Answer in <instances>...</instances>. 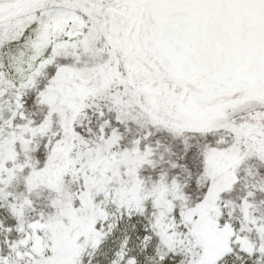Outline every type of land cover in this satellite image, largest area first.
Wrapping results in <instances>:
<instances>
[{
	"label": "snow or ice",
	"instance_id": "snow-or-ice-1",
	"mask_svg": "<svg viewBox=\"0 0 264 264\" xmlns=\"http://www.w3.org/2000/svg\"><path fill=\"white\" fill-rule=\"evenodd\" d=\"M0 264H264V0H0Z\"/></svg>",
	"mask_w": 264,
	"mask_h": 264
}]
</instances>
